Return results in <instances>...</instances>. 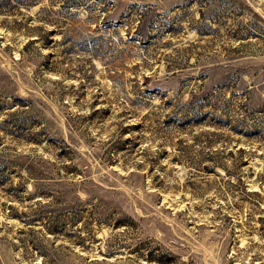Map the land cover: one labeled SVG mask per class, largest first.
Returning a JSON list of instances; mask_svg holds the SVG:
<instances>
[{
	"label": "rangeland",
	"instance_id": "374dc122",
	"mask_svg": "<svg viewBox=\"0 0 264 264\" xmlns=\"http://www.w3.org/2000/svg\"><path fill=\"white\" fill-rule=\"evenodd\" d=\"M0 264H264V0H0Z\"/></svg>",
	"mask_w": 264,
	"mask_h": 264
}]
</instances>
